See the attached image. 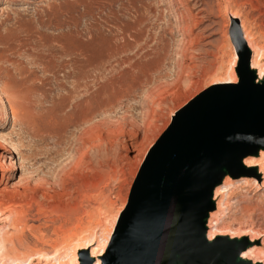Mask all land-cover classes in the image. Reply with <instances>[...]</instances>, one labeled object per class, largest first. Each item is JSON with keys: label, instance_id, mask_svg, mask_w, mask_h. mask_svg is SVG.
Masks as SVG:
<instances>
[{"label": "rangeland", "instance_id": "obj_1", "mask_svg": "<svg viewBox=\"0 0 264 264\" xmlns=\"http://www.w3.org/2000/svg\"><path fill=\"white\" fill-rule=\"evenodd\" d=\"M233 16L264 50V0H0V103H9L0 133L23 162L8 171L0 212L28 210L19 231L0 215L10 259L58 264L74 237L112 233L109 249L173 117L230 83L240 61ZM233 202L227 241L242 234L259 248L264 188L248 185Z\"/></svg>", "mask_w": 264, "mask_h": 264}, {"label": "water", "instance_id": "obj_2", "mask_svg": "<svg viewBox=\"0 0 264 264\" xmlns=\"http://www.w3.org/2000/svg\"><path fill=\"white\" fill-rule=\"evenodd\" d=\"M233 23L239 83L209 88L176 113L141 169L102 264H252L242 257L249 246L208 235L216 189L227 177H248L256 168L245 160L264 151V79ZM96 262L80 253L81 264Z\"/></svg>", "mask_w": 264, "mask_h": 264}, {"label": "bare ground", "instance_id": "obj_3", "mask_svg": "<svg viewBox=\"0 0 264 264\" xmlns=\"http://www.w3.org/2000/svg\"><path fill=\"white\" fill-rule=\"evenodd\" d=\"M233 17H234V19L240 20V18L238 16H233ZM241 29L244 33L245 40L247 41V44H248V46L251 49L252 54H253V56H252V67H253V69H255L258 72L260 79H264V50L259 49V47L255 45V40H254L253 36H251V34L247 31L244 24H243V26H241ZM237 61H238V55H237L235 65L233 67V74H231V76H230V83H228V80H225L224 82H222V84H238L239 83V77H238V74L236 71V68H237L236 64H238ZM220 85L221 84H217L214 86H220ZM8 108H9L8 101L6 99H3L0 103V121L2 120V117H3L4 113L8 110ZM15 118L16 117H14L13 119H15ZM11 149H12L11 144L9 143L7 137H5L4 135H2L0 133V178H1L0 179V192L8 189L7 186L10 183L9 182L10 179L7 177L8 173H10V172H8L9 169L14 168V171H17V170L21 169V167H23V162H21L22 164H20V166H18L17 164L12 162L11 157L13 154H12ZM17 151L19 152L20 160L24 161V158L22 157V153H21L20 149L19 150L17 149ZM8 161H9V163H7ZM245 164L249 168H256V170L251 171L248 177H243V178L236 179V180L232 179L231 177H227L226 180L224 181L223 185L218 187L215 191L214 201L216 202L217 208H216V211L211 214L210 219H209V224H208L209 233H208V235H209L210 241H217L220 243L228 242L226 239L228 236H227V233H225L227 230L226 229L224 230V228H223L224 226L222 227L221 225H223V223L226 221V219H230V216H232V213L235 210V204H236L233 202V200L237 195L244 193V192H247L248 185L256 184L261 190H263V188H264V151L261 152V155L258 158L257 157H250V158L246 159ZM261 179H262V182L260 181ZM34 191H35V189H34ZM38 193H40V192L38 191ZM45 193L43 192V194H41L43 199L45 197H48V196H46ZM246 199L247 198H245V200ZM27 213H28V210H27L25 204L19 203V204H14V206H11V208H9L7 210L5 209V213H4V211L3 212L1 211L0 215H1V218H3L4 222L6 221L9 226H12L15 230L19 231L22 222L24 220H26L25 218L27 216ZM22 226H23V224H22ZM215 227L217 228V231H215ZM4 230H5L4 228L0 229V264H9L8 262L3 261L4 259H8V261L12 264L23 263V262H19L21 260L19 255L12 256L13 259H10L9 254L5 253V249L7 248L5 243L7 242V240H9V238L7 237V233ZM7 230H8V228H7ZM94 231H92L91 233L93 234ZM248 233L254 234L253 231H248ZM111 234L112 233H110V235H108L107 237H103V236L101 237L100 236L101 238H99L95 235H92L91 237H88V238H86V237H79V238L74 237V239L72 241H74L75 247L72 245V247H74L73 250H71L72 252L70 254L65 255L64 257L60 256L59 258H55V259H57L58 264H63V262H65V260L67 258H69L70 262L69 261L68 262L70 264H81L80 263V253H81V251L86 250L90 253V255L92 257L97 259L96 264H102V260L100 259V257L105 256V254L108 251V246L110 244ZM228 235L231 236V234H228ZM70 238H72V237H70ZM234 238L238 239L240 242H232L233 245L243 246L247 243L246 241L242 240V239H245L244 236H242V234L240 236H235ZM69 243L70 242H68V244ZM229 243H231V242H229ZM17 246H19V245L17 244ZM66 249H67V247H66ZM10 252L11 251H9V253ZM64 254H65V252H64ZM40 255H42V254H40ZM37 256H39V254ZM46 256H49V255L47 254ZM31 257L32 256H30L27 259L25 258L26 259L25 263H27L31 259ZM242 257L246 260H249V261L264 262V242H262V246H260L259 248L255 247V245L250 246L248 248V250L242 254ZM41 259H43V258H41Z\"/></svg>", "mask_w": 264, "mask_h": 264}]
</instances>
